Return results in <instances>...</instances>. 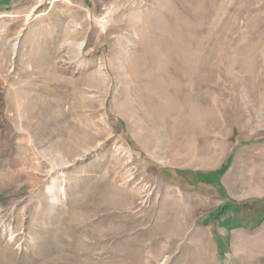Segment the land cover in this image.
Listing matches in <instances>:
<instances>
[{"label":"rangeland","instance_id":"374dc122","mask_svg":"<svg viewBox=\"0 0 264 264\" xmlns=\"http://www.w3.org/2000/svg\"><path fill=\"white\" fill-rule=\"evenodd\" d=\"M15 2L0 264H264V0Z\"/></svg>","mask_w":264,"mask_h":264},{"label":"crops","instance_id":"0c3cea01","mask_svg":"<svg viewBox=\"0 0 264 264\" xmlns=\"http://www.w3.org/2000/svg\"><path fill=\"white\" fill-rule=\"evenodd\" d=\"M15 1H17V0H0V12H2L5 15L11 14V12L19 4Z\"/></svg>","mask_w":264,"mask_h":264},{"label":"trees","instance_id":"16d2710c","mask_svg":"<svg viewBox=\"0 0 264 264\" xmlns=\"http://www.w3.org/2000/svg\"><path fill=\"white\" fill-rule=\"evenodd\" d=\"M168 173H172V174H174V173H175V174H180L181 172L178 171V170H175V171H170V172L168 171ZM187 173H188V172H187ZM189 174H190V173H189Z\"/></svg>","mask_w":264,"mask_h":264}]
</instances>
